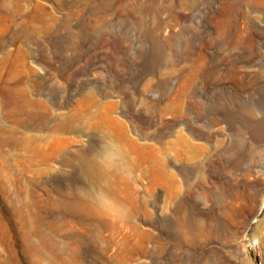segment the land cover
<instances>
[{"label":"rangeland","instance_id":"374dc122","mask_svg":"<svg viewBox=\"0 0 264 264\" xmlns=\"http://www.w3.org/2000/svg\"><path fill=\"white\" fill-rule=\"evenodd\" d=\"M0 264H264V0H0Z\"/></svg>","mask_w":264,"mask_h":264},{"label":"clouds","instance_id":"9594fccd","mask_svg":"<svg viewBox=\"0 0 264 264\" xmlns=\"http://www.w3.org/2000/svg\"><path fill=\"white\" fill-rule=\"evenodd\" d=\"M113 152H114V150L112 149V147L111 148L106 147L105 143H103L101 145V148H100L99 152H98L99 153L98 157L101 160H106L109 156H111L113 154ZM127 211L128 210L126 208L122 207L121 216H126L127 215Z\"/></svg>","mask_w":264,"mask_h":264},{"label":"bare ground","instance_id":"6f19581e","mask_svg":"<svg viewBox=\"0 0 264 264\" xmlns=\"http://www.w3.org/2000/svg\"><path fill=\"white\" fill-rule=\"evenodd\" d=\"M68 162H69V159L67 158V159L65 160V163H68ZM85 168H86V172H87V175H88L89 179L95 181L97 178H96V176H94V174L92 173V172H93V164H92L90 161H88V162L86 163V165H85ZM58 203H59V202H58Z\"/></svg>","mask_w":264,"mask_h":264}]
</instances>
